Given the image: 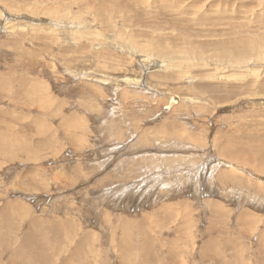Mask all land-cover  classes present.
<instances>
[{"label": "rangeland", "instance_id": "1", "mask_svg": "<svg viewBox=\"0 0 264 264\" xmlns=\"http://www.w3.org/2000/svg\"><path fill=\"white\" fill-rule=\"evenodd\" d=\"M0 264H264V0H0Z\"/></svg>", "mask_w": 264, "mask_h": 264}, {"label": "bare ground", "instance_id": "2", "mask_svg": "<svg viewBox=\"0 0 264 264\" xmlns=\"http://www.w3.org/2000/svg\"><path fill=\"white\" fill-rule=\"evenodd\" d=\"M135 50V49H134ZM157 64V62H155ZM23 94V93H22ZM35 97V96H34ZM14 149V148H13ZM7 157V156H6ZM8 158V157H7ZM209 206V205H208Z\"/></svg>", "mask_w": 264, "mask_h": 264}]
</instances>
